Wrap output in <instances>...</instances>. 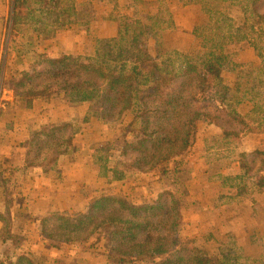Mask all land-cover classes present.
I'll use <instances>...</instances> for the list:
<instances>
[{"label":"trees","instance_id":"1","mask_svg":"<svg viewBox=\"0 0 264 264\" xmlns=\"http://www.w3.org/2000/svg\"><path fill=\"white\" fill-rule=\"evenodd\" d=\"M197 2L208 15L207 28L197 31L201 58L174 51L166 60H157L149 47L137 44L138 33H150L146 19L137 23V36L128 32L104 39L92 56L41 54L29 70L4 82L14 94V100L6 103L9 107L56 99L74 108L60 123L42 122L20 143L21 170H57L60 158L90 123L118 126L131 117L123 136L96 151L99 179L113 184L155 173L164 182L153 203L103 193L77 217H44L38 227L44 244L81 250L104 235L109 253L102 264L239 263L230 254L215 259L184 235L183 212L191 204L187 166L201 122L217 126L223 133L220 140L230 148L239 149L249 134L264 135L263 120L240 112L246 103L255 105L264 97V0ZM10 4L7 15L6 9L0 11V19L11 37L31 34L36 36L29 38L37 41L54 37L88 14L79 11L86 3L77 0H10ZM154 24L162 30L176 27L167 4ZM249 53L253 58L248 60ZM237 162L241 170L237 180L255 179L258 187H264L262 145L239 153ZM5 185L0 174V187ZM0 221L5 223L2 237L20 246L22 239L13 233L10 219L0 215ZM12 257L16 258L12 264H37L25 253Z\"/></svg>","mask_w":264,"mask_h":264},{"label":"rangeland","instance_id":"2","mask_svg":"<svg viewBox=\"0 0 264 264\" xmlns=\"http://www.w3.org/2000/svg\"><path fill=\"white\" fill-rule=\"evenodd\" d=\"M77 1L86 3L87 6L84 4V7L78 9L84 15L88 13L87 17L83 18L82 22L57 32L54 37L44 40L30 39L29 37L36 36L31 34L29 37H11L5 20L0 19V108L5 110V114L0 116V174L6 183L0 187V215L10 219L13 233L22 239L20 246H16L10 239H4L2 232L5 230V223L0 221V230H3L0 233V264H12L16 259L12 257L14 254L24 253L30 255L37 264H102L109 253L104 235L96 236L92 244L81 250H58L41 241L38 232L40 220L56 214L77 217L88 211L93 199L103 193L125 196L138 204L153 203L164 189V182H161L155 173L139 175L128 181L113 184L99 179L96 151L123 136L131 117L125 124L118 126L98 121L90 123L75 137L74 146L60 158L57 170L48 172L33 167L24 171L20 168L23 164L20 143L28 138L32 129L42 122L60 123L74 113V108L66 101L56 99H39L17 108L6 105L14 100V94L5 87L4 82L29 70L39 55L45 54L52 58L65 55L92 56L104 39L128 32L137 36V23L147 19L150 33L147 36L138 33L137 44L149 47L157 60H166L174 51L192 54L194 58L202 57V40L197 31L201 33L207 28L208 15L197 0ZM166 4L174 15L176 27L162 30L158 24H154V20L160 18ZM9 7L10 0H7L6 4L0 0V11L6 9L7 15ZM247 57L248 60L253 58L251 53ZM262 105L264 97L255 105L246 103L240 107V112L264 118V111L258 110ZM207 124L199 123L198 136L205 142L206 138L209 139L208 142L214 150L206 157L210 176L214 177L223 167L229 168L237 156L236 149L226 147L220 140L223 136L215 138L213 130ZM260 139L264 140V135L259 137V146L264 147V142L260 143ZM190 156L187 168L192 178ZM227 182L229 186L235 185L230 186L233 190L240 187L242 190H238L241 194L249 195L250 186L243 180L241 182L229 178ZM232 192L234 194L231 200H234L236 190ZM184 223L187 225L185 236L189 238V232L197 233L185 217ZM192 239L197 243L195 238ZM206 239L210 248L206 250L215 259L230 254L235 256L236 263L249 264V256L244 246L231 242L229 247H224L207 235L198 240L203 243ZM256 242L260 245L264 243V238L259 241L256 239Z\"/></svg>","mask_w":264,"mask_h":264},{"label":"crops","instance_id":"3","mask_svg":"<svg viewBox=\"0 0 264 264\" xmlns=\"http://www.w3.org/2000/svg\"><path fill=\"white\" fill-rule=\"evenodd\" d=\"M258 110L264 111V105ZM259 118L264 121L261 116ZM208 126L213 130L215 137L223 136L217 126ZM208 140L206 138L205 142L198 136L197 145L190 156L191 204L184 211V217L197 233L189 232V238H195L197 244L204 249H210L207 239L203 243L198 239H203L205 235L212 237L224 247L236 242L244 246L249 256V264H264V243L259 245L256 242V239L259 241L264 238V187H258L255 179L245 178L243 182L250 186L249 195L241 194L239 188H236L235 198L231 200L234 190L229 186L227 178L237 180L241 174L237 157L230 163L229 168L223 167L219 175L211 177L206 157L214 150ZM258 146L259 136L249 134L243 139L240 148L236 149L235 155L253 152Z\"/></svg>","mask_w":264,"mask_h":264}]
</instances>
